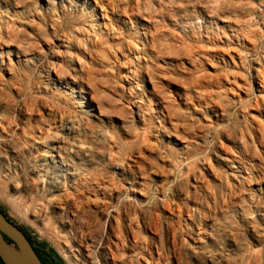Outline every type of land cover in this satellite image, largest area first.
<instances>
[{"label":"rangeland","instance_id":"374dc122","mask_svg":"<svg viewBox=\"0 0 264 264\" xmlns=\"http://www.w3.org/2000/svg\"><path fill=\"white\" fill-rule=\"evenodd\" d=\"M0 49V208L40 251L110 264L112 224L138 235L117 264H264V0H0ZM39 128L79 151L107 211L61 219L74 185L36 179Z\"/></svg>","mask_w":264,"mask_h":264},{"label":"bare ground","instance_id":"6f19581e","mask_svg":"<svg viewBox=\"0 0 264 264\" xmlns=\"http://www.w3.org/2000/svg\"><path fill=\"white\" fill-rule=\"evenodd\" d=\"M5 5V4H4ZM93 17V16H92ZM100 19V18H99ZM92 20V19H91ZM98 20V19H97ZM122 22V21H121ZM125 25V24H124ZM127 25V24H126ZM18 27V26H17ZM148 27V26H147ZM19 29V28H18ZM103 29L106 30V24L103 23ZM22 30V29H21ZM102 30V29H101ZM152 30V29H151ZM103 31V30H102ZM139 32V31H138ZM163 33V32H162ZM141 34V33H140ZM132 36V35H131ZM148 36V35H147ZM99 37V36H98ZM133 37V36H132ZM94 38V36H93ZM149 38V37H147ZM115 42V41H114ZM94 43V42H93ZM65 45V44H64ZM55 46V45H54ZM60 47V46H59ZM125 47V46H124ZM9 47H6V49ZM134 48V47H133ZM15 49V48H14ZM41 49V48H40ZM72 49V47L70 48ZM137 49V48H135ZM1 50V49H0ZM16 52V51H15ZM77 52V51H76ZM173 52V51H172ZM131 53V52H130ZM5 54V53H4ZM111 54V53H110ZM122 54V52H121ZM92 55V54H91ZM114 55V54H113ZM38 56V55H37ZM109 56V55H107ZM153 56V54H152ZM32 57V56H31ZM20 58V57H19ZM35 59V58H34ZM87 60V59H86ZM22 66V65H21ZM70 66V65H69ZM73 67V66H72ZM134 68V67H133ZM74 69V68H73ZM76 70V69H75ZM79 72V71H78ZM84 74V72H83ZM203 74V73H202ZM231 74V73H229ZM142 75V74H141ZM126 76V75H125ZM215 76V75H214ZM132 77V75H131ZM146 77V76H145ZM217 77V75H216ZM238 77V75H237ZM85 78V77H84ZM137 78V77H136ZM142 78V77H141ZM166 78V77H165ZM233 78V77H232ZM242 78V77H241ZM45 79V78H44ZM57 79V78H56ZM127 79V76H126ZM129 79V78H128ZM199 79V78H198ZM201 80V78H200ZM209 80V78H208ZM218 80V78H217ZM241 80V79H239ZM238 80V81H239ZM256 81H258V85H257V92L259 94V96L255 99L254 103H255V108L257 111V114L260 116V119H262V123H252V127L253 129L258 133L259 129L264 127V73H260V75L257 76V78L255 79ZM46 81V80H45ZM65 81V80H63ZM85 81V80H83ZM130 81V79H129ZM230 81V80H229ZM56 82V81H55ZM131 84V83H130ZM134 84V83H133ZM135 85V84H134ZM215 85V83H214ZM239 85V84H238ZM242 85V84H241ZM211 86V85H210ZM215 87V86H214ZM243 87V86H242ZM241 87V88H242ZM245 87V86H244ZM216 88V87H215ZM237 88V87H236ZM32 89V88H31ZM184 89V87H183ZM43 90V89H42ZM84 90V89H83ZM136 90L139 91V89L137 88ZM214 90V88H213ZM88 91V90H87ZM133 91V90H132ZM202 91V90H201ZM84 92V91H83ZM91 92V91H90ZM210 92V91H209ZM245 92V91H244ZM61 93V92H60ZM211 93V92H210ZM242 93V92H241ZM89 94V93H88ZM131 94V93H130ZM203 94V93H202ZM212 94V93H211ZM210 94V95H211ZM209 95V98H210ZM15 96V95H14ZM72 96V95H71ZM70 96V97H71ZM89 96V95H88ZM145 96V95H144ZM151 97V96H150ZM163 98V97H162ZM237 98V97H236ZM155 99V98H154ZM193 99V98H192ZM223 99V98H222ZM239 99V98H238ZM11 100V99H10ZM56 100V99H55ZM54 100V101H55ZM9 101V100H8ZM7 101V102H8ZM139 101V100H138ZM208 101V100H207ZM219 101V100H218ZM143 102V101H142ZM69 103V102H68ZM212 103V102H211ZM81 104V103H80ZM140 104V103H139ZM155 104V103H154ZM77 105V104H76ZM84 105V104H83ZM6 106V105H5ZM161 106V103H160ZM159 107V106H158ZM213 107V106H212ZM4 108V107H3ZM69 108V107H68ZM89 108V107H88ZM17 109V108H16ZM91 109V108H90ZM160 109V108H159ZM162 109V108H161ZM186 109V108H185ZM44 110V109H43ZM93 110V109H92ZM209 110V109H208ZM224 110V109H223ZM249 110V109H248ZM79 111V110H78ZM85 111V110H84ZM158 111V110H157ZM163 111V110H162ZM162 111L160 110V114H162ZM206 111V110H205ZM210 111V110H209ZM221 111V110H220ZM219 111V112H220ZM225 111V110H224ZM254 111V110H253ZM21 112V111H20ZM51 113V112H50ZM91 113V112H90ZM153 113V112H152ZM175 113V111H174ZM179 113V112H178ZM14 114V112H13ZM19 115V114H18ZM57 115V114H56ZM68 115V114H67ZM26 116V115H24ZM28 116V115H27ZM160 116V115H159ZM174 116V115H173ZM48 117V116H47ZM158 117V116H157ZM258 117V116H257ZM70 118V117H68ZM209 118V117H208ZM220 118V117H219ZM17 119V118H16ZM31 119V118H30ZM72 119V118H71ZM247 119V118H246ZM253 119V118H252ZM91 120V119H90ZM218 120V119H217ZM249 120V119H248ZM257 119H255L254 121H256ZM58 121V119H57ZM172 121V119H171ZM24 122V120H23ZM21 123V122H20ZM167 123V122H166ZM42 125V123H39ZM60 124V123H59ZM64 124V123H63ZM211 124V123H210ZM235 124V123H234ZM33 125V123H32ZM164 125V124H163ZM191 125V124H190ZM20 126V125H19ZM69 127V126H68ZM12 128V127H11ZM9 126L8 127H4L1 122H0V129L2 130V132H10L11 129ZM43 128V127H42ZM55 128V127H54ZM57 128V127H56ZM46 129V128H45ZM166 129V128H165ZM17 130V129H16ZM246 130V129H245ZM15 131V130H14ZM18 131V130H17ZM116 131V129H115ZM241 132V131H240ZM37 133L39 134V136L35 139H33V144L36 147H42L45 148V150H42L36 157H35V162L33 165V169H34V174L36 173L37 177L36 179L41 180V178L45 177L47 170H49L50 168L53 170V174L56 176L55 177H51V180L55 183H57L58 179H61L64 184L66 183H71L73 182L74 187H70L73 188V193H69L66 194V192L63 193H58V195L53 198L52 202L56 204V209L62 211V216L61 219H67L69 216L72 217L73 219L77 218V213L80 212V210L84 207V206H94L96 209L99 210V213H104V211H107L108 207L107 204L102 203L100 201H98L97 199V195L100 192V194L106 192L107 188L106 187H101V185L95 181L91 184H89L86 181H81L77 178L78 173L74 172V171H78V167L75 165V163L73 162V156H79V151H75L72 150L73 146L70 145L67 141L63 142L62 140H59L58 138L54 137L53 134L51 135L49 132L44 131L39 128ZM148 134L147 132H144V134ZM239 133V132H238ZM236 133V134H238ZM247 133V130H246ZM12 134V133H11ZM106 134V133H105ZM22 135L25 136V131L22 130ZM108 135V134H107ZM258 135V134H257ZM67 136V135H66ZM143 136V135H142ZM250 136V135H249ZM150 137V136H149ZM223 137V136H222ZM221 137V138H222ZM257 137V136H256ZM246 138V137H245ZM249 138V137H248ZM259 138V137H258ZM234 139V138H233ZM70 141V140H69ZM149 141V140H148ZM196 141V140H195ZM107 142V141H106ZM235 142V139H234ZM7 143V142H6ZM67 143V144H66ZM244 143V142H243ZM251 143V142H250ZM16 144V143H15ZM252 144V143H251ZM140 145V144H139ZM254 145V144H253ZM11 146V145H10ZM144 146V145H143ZM255 146V145H254ZM138 147V146H137ZM231 147V146H230ZM35 148V147H34ZM114 147H112L113 149ZM40 149V148H39ZM254 149V148H253ZM252 149V151H253ZM258 149V148H257ZM147 150V149H146ZM238 150V149H237ZM256 150V149H255ZM18 152V151H17ZM98 152V151H97ZM161 153V152H160ZM98 154V153H97ZM218 154V153H217ZM220 154V153H219ZM251 154V152H250ZM257 154V153H256ZM261 154V153H260ZM73 155V156H72ZM147 155V154H146ZM145 155V156H146ZM233 155V154H232ZM254 155V154H253ZM148 156V155H147ZM115 157V156H114ZM229 157V156H228ZM238 157V155H237ZM242 157V155H241ZM252 157V156H251ZM263 157V156H262ZM87 158V157H86ZM259 158V157H258ZM15 159V158H14ZM262 159V158H261ZM260 159V160H261ZM87 160V159H86ZM95 161V160H94ZM165 160H163L164 162ZM239 161V160H238ZM10 162V161H9ZM200 162V160L198 161ZM250 162V160H249ZM5 163V162H4ZM11 163V162H10ZM92 163V161H91ZM90 163V164H91ZM107 164V162H106ZM105 164V165H106ZM171 164V163H170ZM246 164V163H245ZM24 166V165H23ZM240 166V165H239ZM246 167V166H245ZM44 168L46 170V172L44 171ZM4 170V169H3ZM242 170V169H241ZM17 171V170H16ZM26 171V170H25ZM133 171V170H132ZM231 171V170H230ZM3 172V171H2ZM42 173V176L40 175V173ZM241 172V171H240ZM11 173V171H10ZM133 173V172H132ZM201 173V172H200ZM242 173V172H241ZM33 174V175H34ZM228 174V173H227ZM39 175V176H38ZM48 175V174H47ZM215 175V174H214ZM238 175V174H237ZM103 176V175H102ZM48 177V176H47ZM87 177V175H86ZM93 177V175H92ZM99 177V176H98ZM225 177V175H224ZM243 177V176H242ZM81 178V177H80ZM230 178V177H229ZM259 178V177H258ZM44 179V178H43ZM87 178H85L86 180ZM217 179V177H216ZM261 179V178H260ZM5 180V179H4ZM90 180V179H89ZM236 180V179H235ZM226 181V180H225ZM258 182V181H257ZM106 183V182H105ZM139 183V182H138ZM227 183V181H226ZM237 183V182H234ZM36 184V182H35ZM72 184V183H71ZM233 184V183H232ZM109 185V184H108ZM258 185V184H257ZM11 186V185H10ZM52 186V185H51ZM54 186V185H53ZM110 186V185H109ZM202 186V185H201ZM224 186V185H223ZM226 187V186H225ZM201 188V187H200ZM48 189V188H47ZM56 189V188H55ZM68 189V188H67ZM204 189V188H203ZM234 189V188H233ZM252 189V188H251ZM264 189V188H263ZM202 190V189H201ZM246 190V189H245ZM62 191V190H61ZM251 191V190H250ZM15 192V191H14ZM40 192V190H39ZM134 193H137L138 195H141L140 192L138 191H133ZM22 193V192H21ZM111 193V192H110ZM113 193V192H112ZM133 193V194H134ZM233 193V192H232ZM203 194V193H202ZM230 194V193H229ZM88 195V196H87ZM109 195V194H108ZM233 195V194H232ZM104 196V195H103ZM16 197V195H15ZM100 199V198H99ZM106 199V198H105ZM216 199V198H215ZM253 199V198H252ZM263 199V198H262ZM31 201V200H30ZM71 201V204H69V202ZM204 201V200H203ZM213 201V200H212ZM211 201V202H212ZM221 201V200H220ZM255 201V199H254ZM205 202V201H204ZM215 202V201H214ZM253 203V202H252ZM31 204V202H30ZM208 204V203H207ZM222 204V203H221ZM52 205V204H51ZM210 205V204H208ZM228 205V204H227ZM192 206V205H191ZM194 206V205H193ZM212 206V205H211ZM215 206V205H214ZM54 207V208H55ZM113 209V208H112ZM194 209V208H193ZM233 209V208H232ZM31 210V208H30ZM90 210V209H89ZM195 210V209H194ZM206 210V208H205ZM35 211V210H34ZM42 211V210H41ZM204 211V210H203ZM239 211V210H238ZM253 211V210H252ZM209 212V211H208ZM260 212V211H259ZM41 213V212H40ZM50 213V212H49ZM256 213V212H255ZM46 214V213H45ZM61 214V213H60ZM208 214V213H207ZM220 214V213H219ZM205 216V215H204ZM212 216V215H211ZM253 216V215H252ZM260 216V215H259ZM263 217V216H262ZM83 218V217H82ZM79 218V221L80 219ZM87 217H85L86 220ZM114 219V218H113ZM208 219V217H207ZM211 219V217H210ZM244 219V218H242ZM84 220V218H83ZM131 220V219H129ZM111 221V220H110ZM132 221V220H131ZM42 222V220H41ZM62 222V221H61ZM78 222V220L76 221ZM108 222L105 221V223ZM203 222V221H202ZM60 223V222H59ZM74 223V222H73ZM199 224V223H198ZM211 224V223H210ZM106 225V224H105ZM79 226V225H78ZM85 226V225H84ZM81 227V225H80ZM106 227V226H105ZM209 227V226H208ZM201 228V227H200ZM75 229V228H74ZM90 229V228H89ZM108 229H109V233H108V237H107V243L105 248L107 249V251L109 252L108 254H110L109 257V263L110 264H117L120 262L119 256H117L115 253H113L110 249V247L117 249L119 247H123L126 246L127 244L129 245L127 247V249L129 251H134L136 248V242H137V238L138 235L136 233H134L133 231H131L130 227H128V230L124 229V233L126 235V238L128 239L126 244L123 242L124 240H121V228H119V226H113L112 224L108 225ZM144 229V228H143ZM148 229V228H147ZM151 229V228H150ZM212 229V228H211ZM70 230V229H69ZM92 230V228H91ZM99 230V229H97ZM53 231V230H52ZM73 231V230H72ZM100 232V231H99ZM72 233V232H71ZM87 233V232H86ZM107 233V232H105ZM130 233V235H129ZM202 233V232H201ZM207 233V232H206ZM53 234V233H52ZM71 235V234H70ZM72 236V235H71ZM77 236V235H76ZM86 237V235H84ZM107 236V235H106ZM82 237V236H81ZM104 237V236H103ZM205 237V236H204ZM75 238V237H74ZM80 238V237H78ZM131 238V239H129ZM73 240V239H72ZM86 240V239H85ZM126 240V239H125ZM71 241V240H70ZM76 241H78L76 239ZM105 241V239H104ZM212 241V240H211ZM59 243V242H58ZM85 243V242H84ZM99 244V243H98ZM102 245V244H101ZM84 246V245H83ZM196 246V245H195ZM69 247V246H68ZM149 247V245H148ZM147 247V249H148ZM126 249V250H127ZM86 250V249H85ZM103 250V249H102ZM154 250V249H153ZM106 251V250H105ZM87 252V250H86ZM115 252V250H114ZM147 252V251H146ZM152 253V252H151ZM151 253L149 252V256H150V260H145L144 258L140 257V260H142L144 262V264H159L160 259L158 258L155 261L152 260L151 258ZM104 254V253H103ZM125 254V253H124ZM70 255V254H69ZM249 256V255H248ZM89 256H87L88 258ZM106 257V256H105ZM147 257V256H146ZM161 257V256H160ZM175 257V255H174ZM72 258V257H71ZM108 258V257H107ZM148 259V258H147ZM84 260V259H83ZM74 261V260H73ZM129 261V260H128ZM141 261V263H142ZM104 262V261H103ZM153 262V263H152ZM176 262V261H175ZM164 263V262H163ZM129 264H131V261H129ZM135 264V263H134ZM162 264V262H161Z\"/></svg>","mask_w":264,"mask_h":264},{"label":"water","instance_id":"95a60500","mask_svg":"<svg viewBox=\"0 0 264 264\" xmlns=\"http://www.w3.org/2000/svg\"><path fill=\"white\" fill-rule=\"evenodd\" d=\"M0 261L2 264H42L19 227L2 213H0Z\"/></svg>","mask_w":264,"mask_h":264},{"label":"trees","instance_id":"16d2710c","mask_svg":"<svg viewBox=\"0 0 264 264\" xmlns=\"http://www.w3.org/2000/svg\"><path fill=\"white\" fill-rule=\"evenodd\" d=\"M0 213H2L4 215V217L8 219L7 215L5 214V212L1 208H0ZM19 229L26 236L27 240L29 241V243L31 244V246L34 249L35 239L30 236V234L27 230L22 229L20 227H19ZM6 241L8 243H11V241L8 239H6ZM39 247L42 249L40 251V254L37 253L36 249H34V251L36 252V254H37L38 258L40 259V261L42 262V264H45V262H47V264H54L53 263L54 260H55L56 264H63L61 259H59L51 250H47L46 246L44 244H40ZM0 264H2L1 261H0Z\"/></svg>","mask_w":264,"mask_h":264},{"label":"flooded vegetation","instance_id":"af4514ba","mask_svg":"<svg viewBox=\"0 0 264 264\" xmlns=\"http://www.w3.org/2000/svg\"><path fill=\"white\" fill-rule=\"evenodd\" d=\"M34 249H36L37 253L40 254V249H38L36 246H34ZM53 263L56 264L55 261H53ZM45 264H47V262H45Z\"/></svg>","mask_w":264,"mask_h":264}]
</instances>
